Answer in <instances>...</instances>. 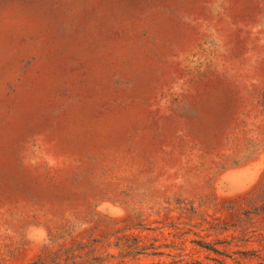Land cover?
I'll return each instance as SVG.
<instances>
[{
	"label": "rangeland",
	"instance_id": "1",
	"mask_svg": "<svg viewBox=\"0 0 264 264\" xmlns=\"http://www.w3.org/2000/svg\"><path fill=\"white\" fill-rule=\"evenodd\" d=\"M0 264H264V0H0Z\"/></svg>",
	"mask_w": 264,
	"mask_h": 264
}]
</instances>
